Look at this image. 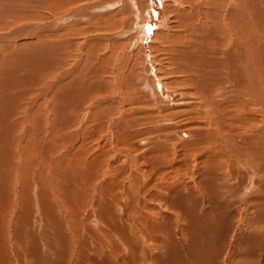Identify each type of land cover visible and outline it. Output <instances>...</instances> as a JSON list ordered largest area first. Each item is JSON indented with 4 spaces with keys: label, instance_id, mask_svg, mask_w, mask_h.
I'll return each instance as SVG.
<instances>
[{
    "label": "rangeland",
    "instance_id": "rangeland-1",
    "mask_svg": "<svg viewBox=\"0 0 264 264\" xmlns=\"http://www.w3.org/2000/svg\"><path fill=\"white\" fill-rule=\"evenodd\" d=\"M56 1L0 0L5 3L0 9V85L7 86H0V109L7 106L0 110V264H144V258L148 264H264V208L254 203H264V159L256 158L254 170L237 172L226 152V170L209 175L198 159L201 145L186 151L181 142H171L176 134L189 139L197 130L205 131L208 123L219 131L227 128L223 136L233 143L263 128L264 106L252 101L251 110L239 102L252 91L250 71L249 86L237 87L241 99L214 110L215 99L222 103L227 95L218 92L211 99L198 85L202 79L213 82L218 66L206 55L188 57L189 66L201 67V78L186 80L172 73L161 50L165 38L157 39L153 32L149 45L159 58L157 76L188 102L165 106L161 119L140 86L148 75L156 86L155 76L147 72L144 43L138 39L149 0H69L64 10ZM109 1L111 7L94 8ZM163 1L171 9L165 14L163 8L165 16L151 29L174 32V14L184 9L186 0H180L182 7L175 0ZM68 14L72 17L64 19ZM71 27L73 34L64 35ZM43 37L56 45L50 49L48 42L40 43L37 38ZM28 48L33 52L27 54ZM60 51L64 56L56 62ZM104 108L110 113L101 130L89 119ZM117 134H128L130 143L115 145ZM55 142L56 149L50 144ZM159 144L162 148L147 160L148 148ZM66 174L69 180L62 186L60 177ZM50 178L60 180L56 194Z\"/></svg>",
    "mask_w": 264,
    "mask_h": 264
},
{
    "label": "bare ground",
    "instance_id": "bare-ground-1",
    "mask_svg": "<svg viewBox=\"0 0 264 264\" xmlns=\"http://www.w3.org/2000/svg\"><path fill=\"white\" fill-rule=\"evenodd\" d=\"M60 1L63 3H61ZM60 1H56L55 5L58 8L63 9L66 1H69V0H60ZM181 1L175 0V2H176L175 4L179 5L180 7L184 6V4ZM112 2L109 1L108 3L106 2L103 4L95 5L94 8H96V9H104L105 8L106 9L108 7H111ZM163 2H165V1H163V0H149V2H147L146 7L144 8V10L142 12L146 17L145 18L146 19L145 24H147L148 27H144L145 24L142 25V38H140V37L138 38V39H142L141 42L144 43L143 44V50H144L143 55H144V60L146 62L147 68H148L147 72H148V74L154 75L155 79H156V82H154L156 84V86H154L153 83L151 86V83H150L151 78L147 74L148 77L146 76L145 79L143 80V82L141 81L142 83L140 84L141 88L144 89V93H147L146 95L149 96L153 100V104H154L153 105V108H154L153 111H157L156 114H159L161 116V119H162L163 118L162 111L166 110L165 106H168L170 109L173 106L175 107V106H180V105H188L186 98L184 96H182L181 93L170 92V89L168 88L167 83L162 82L161 78H159L157 76V73H158L157 70H159L157 68V65L159 64V61H158L159 58L158 59L156 58L157 56H155V54L153 53V51L151 50L150 45H149V41L151 42V39H152L151 37H152L153 32H154V35H156V37L163 35L165 38V44L163 45V47H161L162 48L161 50H162V53L164 55H166V59H167L166 62L169 63V65H165V66H167L172 73H175L177 75H183V76L187 77L186 80H191V79L198 80L199 78H201L199 75V71L201 70V67L195 66V63L193 66H189L188 65V63H189L188 57H197L196 59H198V58L202 59V56L206 55V57L209 56L212 59L210 61L213 63V65H216V67L218 66L220 73L216 72V75H213V77L211 78V80L213 79V82L209 81V79H206V81H204V79H202V80H200L199 85H198L199 89H201L202 92L209 93V98H211V99H214V97L215 98L218 97V95L216 96V94L218 92L220 93V95L222 94V96L227 95L225 102L220 103L221 100L215 99L217 103L214 105V107L216 108L214 110L220 111V108L222 106L227 105L229 102L238 101L241 99L240 94L237 90V87L249 86L247 81H246V76L249 73V71H250L249 78L251 81H254V85L252 86V84H251L250 85L251 87H249L248 89L251 88L253 92L251 90H249L248 92L250 94L248 95V98L241 99L239 102H245L246 104H248L250 106L251 110H253L255 108L254 102H256L257 104L261 103L264 106V40H263V38H264V0H189V1L186 0V6L184 7V9H177L176 10L177 13L174 14L175 18H177L176 23L178 24V28H177L178 30L173 29L174 32L162 33V32L155 31V30L152 31L151 28L153 26L155 27L158 23H160V18H163L165 16L164 13L162 14L163 8H164L165 14H167V9L171 7L170 5H168L169 3H165L166 7H164ZM166 2H167V0H166ZM4 4H5L4 2L0 3V7H1L0 9L1 10L4 8V7L2 8V6ZM113 4H115V3H113ZM218 7H221V8H219L217 10ZM174 9H176V8H174ZM152 11H155L156 13L152 14L153 13ZM70 15H72V14H68V15H65L63 17H64V19H70V17H72ZM77 17L79 18V16H77ZM166 21L167 20L165 18V22ZM72 30H74L73 27L66 28L64 30V32H65L64 35L65 34L66 35L67 34L68 35L73 34ZM19 34H21V33H19ZM139 34H141V32H139ZM28 35H29V33H28ZM56 36H58V35H56ZM35 37H36V35H35ZM37 39H39L38 41L42 44H45L46 42H48L46 44L50 47V49H51V46L53 44L56 45V42L54 40L51 41L50 40L51 38H48V37H43L41 39L37 38ZM157 39H158V37H157ZM160 42H161V40H160ZM58 46H60V45H58ZM52 48H54V47H52ZM33 49L29 50V48H28L27 54H29L28 53L29 51L33 52ZM70 49H72V48H70ZM66 51H67V48H66ZM42 52H44V51L42 50ZM54 52H56V51H54ZM56 53H58V52H56ZM59 53H60L59 54L60 58L58 57V58L54 59V60H56V62H59L61 57L64 56V54H61V51ZM38 54H40V53H38ZM125 55L127 57L129 56V55H127V52ZM30 56H32V55H30ZM47 56H48V54H47ZM25 57L30 58L28 55ZM32 57L35 59L34 56H32ZM184 57H186V59ZM31 59L32 58H30V60ZM36 60H37V58H36ZM38 60H39V55H38ZM63 60H65V59H63ZM201 64H202V62H201ZM47 67L49 68L50 65ZM227 68L229 70H225ZM230 75L232 76V78H235V80H236L235 85L231 84ZM75 83L77 84V82H75ZM174 83H176V82H174ZM174 83H172V84H174ZM78 85H80L79 82H78ZM4 86H6L5 82H4ZM4 86L3 87L1 86V87L4 88ZM80 87L81 86H79V88ZM154 88H155V90H154ZM215 90H217V92ZM212 91H214V92L212 93ZM87 92L89 93L90 91H87ZM259 93H261L260 97H259ZM155 95H157L160 98L159 101L156 100ZM65 97H67V96H65ZM73 97H76V96H73ZM253 97H254V99H253ZM0 98H1V96H0ZM8 98H10V97H8ZM140 98L141 97H139V99ZM219 98H221V97H219ZM10 99L12 100V97ZM1 100H2V98H1ZM252 101H254V102H252ZM143 102L142 103L139 102V103H141V105H142V104H144ZM12 105H14V103ZM131 105H134V102L131 103ZM217 105H219V106H217ZM0 106H1V104H0ZM142 106H144V105H142ZM5 107H7V106L5 105L4 108ZM133 107H135L137 109L136 106H133ZM4 108L1 107L0 110H2ZM135 108H133V110ZM107 110L108 109L104 108L103 111H100L97 113L93 112L91 115V118L89 119L90 123L96 122L98 124V129L104 130V127L106 125V124H104V119L107 118L109 116V113H110ZM6 111H7V109H6ZM4 117L5 116H3L2 118H4ZM98 120H100V121L98 122ZM220 122H221V119H220ZM0 123H2V120L0 121ZM8 123H9V121H8ZM8 123H7V125L9 126ZM206 125H207V127H204L205 131L204 130H201V131L197 130L192 135V137L189 139H182L181 138L182 136H180V134H176L175 137L171 138L172 145H174V144L177 145L179 142H181L182 143L181 147L186 151L187 150H193L194 147L201 145L197 149V151L199 152L198 159L202 165V170L204 171V174H206V172H207V174L213 175V172L217 171L218 169L226 170V167H227L226 163L228 162V161L226 162V160H224V159H226V158H224L226 152L232 156L231 161H229L228 163L231 164V162H232L235 164V162H236V164L233 167H235V170L237 172L239 170H242V169L246 170V168L254 170L256 158L264 159V145H263L264 144V127L259 130L260 132L258 131L255 134H253V133L248 134V136L244 142L233 143L232 141L227 140L228 136L226 138L224 137L225 135L223 136L224 133L227 134V130H228L227 128L223 129V131H224L223 132L221 130L219 131L216 127L211 126L210 123H208ZM221 125L222 124L220 123L219 126H221ZM1 126H2V124H1ZM3 127L4 126H2V128ZM201 128H203V127H201ZM3 130L5 131V128ZM253 131H255V129H253ZM4 135H5V133H4ZM7 135H11V134H7ZM119 135L120 134L115 135V136H117L116 140L119 139L118 142H116V140L114 139L115 140L114 142H116L115 145L117 143L119 144L120 141H121L120 143H123V144H129L130 143L131 138L128 136V134H123L121 138H119ZM189 135H190V133H184L183 134V136H185V137H188ZM109 136L112 139L113 133H110ZM159 137H161V136H159ZM229 137H230V135H229ZM6 138L10 139L9 137H6ZM6 138L4 137V139H6ZM52 140H54V139H51L49 141L53 142ZM3 141H5V140H3ZM210 141H211V143H209ZM146 142H147L146 140H143L142 144L146 143ZM3 144H5V143H3ZM50 144H53L52 145L53 148L56 149V145L58 143L55 142V144L54 143H50ZM219 144L221 146H218ZM148 145H150V144H148ZM151 145H153V144H151ZM162 146H163V144H159V146L155 145V146H152L151 148H148L147 155H144V156L147 157V160H148L149 156L152 155V153H155L156 150L158 151L157 148H162ZM2 147L5 148V146H3V145H2ZM40 147L38 148L39 150L45 149V148L48 149V146L47 147L44 146L45 148L42 147L41 149H40ZM148 147H150V146H148ZM6 148H7V146H6ZM2 150H4V149H2ZM2 150H0V151H2ZM120 150H124V148H122ZM204 150H206V152ZM4 152H6V150ZM7 152H9V150ZM125 153H129V152L125 151ZM4 155H6V154H4ZM0 157H2V156H0ZM151 157L152 156H150V158ZM0 159L2 160V158H0ZM61 159H62V157H59L58 159H56V161H54L55 163L53 165V169H57L56 165L57 166L59 165V162ZM157 160L158 161L161 160V159H159V156H158ZM4 161H5V157H4ZM130 161H131V159H130ZM179 161L180 160H178V162ZM157 162L155 161L156 166H158V164H159ZM150 163H151V165H153L155 167L154 168L152 166L153 170H155L157 167L155 166L154 162H150ZM261 164H264V163L261 162ZM2 165H3V163H2ZM5 165H6V163H5ZM5 165H3V167ZM61 168H59L58 171ZM248 172L250 173V171H248ZM60 174L61 173L58 172L56 177ZM216 174H218V173H216ZM67 175L68 174H66V176L62 175L60 177L62 186L65 185V183H67V181L69 180ZM235 176H237V175H235ZM239 176L240 175H238L237 177L239 178ZM212 177L213 176H211V180L214 181V179H213L214 177L213 178ZM145 178H146V181L149 180V178L147 176H145ZM204 178L205 177H203L202 179H204ZM243 178L245 179V176L241 175L240 179H243ZM133 179H135V178H133ZM133 179H132V181H134ZM156 180L157 179L154 178L153 183ZM251 180L254 181L253 179H251ZM59 181L54 182V180H52V178H50V184L52 186V189L54 190V194H56L54 187L56 186V188H57V185H59ZM231 181H233V180L231 179ZM185 183H183V181H182L181 184H185ZM133 184H134V182H133ZM165 184H166V181H165ZM171 185H173V184H171ZM181 186H183V185H181ZM133 187H134V185H133ZM180 189H182V188H180ZM59 190L61 191V189H59ZM181 193H182V191H181ZM262 201L263 200H259V201L255 200L254 201L257 209L258 208L259 209L264 208V203ZM58 202L61 203L60 200ZM223 203L225 204V201ZM218 208H220V207H218ZM217 212H218V210H217ZM257 212H258V210L255 211L254 213H257ZM185 216H186V214H185ZM217 216L221 217V214H219ZM144 229L145 228L140 229L142 231L141 234H144ZM138 233H139V231L136 230L135 234H137V236L140 237V235ZM145 238L141 237V240L144 241ZM145 242H146V240H145ZM175 260H177V259H175ZM143 263L148 264L146 258L143 259Z\"/></svg>",
    "mask_w": 264,
    "mask_h": 264
}]
</instances>
